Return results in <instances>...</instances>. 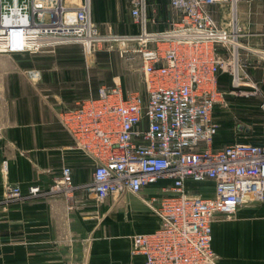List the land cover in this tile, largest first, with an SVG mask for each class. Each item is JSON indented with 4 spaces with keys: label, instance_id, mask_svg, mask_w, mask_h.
<instances>
[{
    "label": "built area",
    "instance_id": "built-area-1",
    "mask_svg": "<svg viewBox=\"0 0 264 264\" xmlns=\"http://www.w3.org/2000/svg\"><path fill=\"white\" fill-rule=\"evenodd\" d=\"M147 1L129 0L139 32L115 34L138 41L132 50L141 56L144 90L126 88L120 78L102 84L96 94L64 109L61 122L90 159L89 184L100 201L168 181L147 198L159 226L132 236V252L142 254L144 264H217L216 217L264 199V138L217 144L215 117L217 104L226 105V91L219 86L223 72L232 75L229 92L259 93L264 116V78L255 81L240 59L247 32L237 16L240 1H260L264 14V0H170L174 14L160 31L149 29ZM222 2L230 8L226 22L213 11ZM97 36L91 0L70 5L66 0H0V53L85 44ZM2 100L0 83V106ZM5 186L10 199L41 191L35 184L26 192L18 183ZM76 187L73 168L64 163L48 190L71 193Z\"/></svg>",
    "mask_w": 264,
    "mask_h": 264
},
{
    "label": "crops",
    "instance_id": "crops-1",
    "mask_svg": "<svg viewBox=\"0 0 264 264\" xmlns=\"http://www.w3.org/2000/svg\"><path fill=\"white\" fill-rule=\"evenodd\" d=\"M169 1H147L150 30L160 31L169 25L174 14ZM91 6L93 20L109 32H139L129 0H91ZM237 16L247 32L243 44L249 45L252 38L264 46L260 1H240ZM0 72V264H70L74 260L85 264H144L145 257L132 252V236L159 226L160 218L147 198L168 181L160 180L139 194L126 192L100 201L89 184L90 159L74 146L73 137L61 122L64 109L96 94L105 83L92 85L82 59L69 64L67 58L54 57L35 71L37 75L21 74L6 65ZM250 74L261 81L264 64L251 69ZM122 78L126 88L140 85L133 75ZM219 86L226 91V102L228 95L234 94L229 92L231 83L219 81ZM225 107L217 104L215 109L220 124L217 144L264 138V126L239 120ZM64 163L73 168L75 191L48 190L60 178ZM9 182L18 183L24 192L34 184L41 191L10 199L5 186ZM212 235L219 264H264V199L242 204L233 215L217 216Z\"/></svg>",
    "mask_w": 264,
    "mask_h": 264
},
{
    "label": "rangeland",
    "instance_id": "rangeland-1",
    "mask_svg": "<svg viewBox=\"0 0 264 264\" xmlns=\"http://www.w3.org/2000/svg\"><path fill=\"white\" fill-rule=\"evenodd\" d=\"M66 2L70 5L73 2L80 3V0H66ZM213 11L220 22H226L231 16L229 5L223 2L221 4H216L213 7ZM98 30L100 35L106 37V39L101 40L102 37L97 38L95 41H101L96 42L95 45L94 42L85 43L86 45L81 42H68L43 47L36 52L0 53V71L1 66L6 65L11 69L22 71L21 74L30 75L34 74L40 66L42 67L46 64H50L54 57L67 58L69 64H73L76 60L81 61L82 59L93 80L92 85L99 86L102 83L110 85L113 83V80H117L118 77L122 81L123 75L126 74L135 76L136 81L140 84L138 88L143 87L141 56L139 52L132 50L138 46V41H123L117 36L115 37L114 33L109 32L104 25H98ZM250 42L249 45L243 44L249 49H240V59L244 62L243 64H245L249 74L251 73V69L256 68L260 63L264 64V57L258 52L260 49L261 51L264 50V46L258 44L259 41L252 38ZM54 50L55 52H52ZM60 50H63V54L60 53ZM66 51H68V53H66ZM250 76L255 80L251 74ZM225 103V108L229 112L231 111L237 119L264 126V116L259 106V93L245 97L243 94L236 92L228 95V99H226ZM253 136L257 138L258 134ZM217 264H219V262H217Z\"/></svg>",
    "mask_w": 264,
    "mask_h": 264
},
{
    "label": "trees",
    "instance_id": "trees-1",
    "mask_svg": "<svg viewBox=\"0 0 264 264\" xmlns=\"http://www.w3.org/2000/svg\"><path fill=\"white\" fill-rule=\"evenodd\" d=\"M219 81H226L231 83V76L227 72H223L219 76Z\"/></svg>",
    "mask_w": 264,
    "mask_h": 264
},
{
    "label": "bare ground",
    "instance_id": "bare-ground-1",
    "mask_svg": "<svg viewBox=\"0 0 264 264\" xmlns=\"http://www.w3.org/2000/svg\"><path fill=\"white\" fill-rule=\"evenodd\" d=\"M77 1H78V0H77ZM71 4H74V2L71 3ZM67 5H69V4L67 3ZM234 17H235V9H234ZM114 36L116 37V36H118V35H114ZM99 37L101 38L102 36H97V37H95L94 39H86L85 43H86V44H87V43H91V42L95 41V40H96L97 38H99ZM131 39L134 40L135 38H131ZM121 40L124 41V40H127V39H121ZM97 41H99V40H97ZM97 41H96V42H97ZM123 41H122V42H123ZM131 42H132V41H131ZM134 44H135V43H134ZM260 54L264 57V53H260Z\"/></svg>",
    "mask_w": 264,
    "mask_h": 264
}]
</instances>
